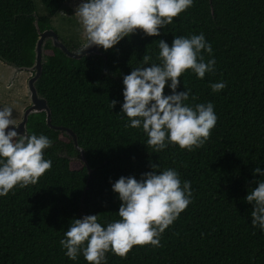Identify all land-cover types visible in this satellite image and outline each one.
<instances>
[{
    "label": "trees",
    "instance_id": "16d2710c",
    "mask_svg": "<svg viewBox=\"0 0 264 264\" xmlns=\"http://www.w3.org/2000/svg\"><path fill=\"white\" fill-rule=\"evenodd\" d=\"M65 1L40 0L39 14L33 0H0V61L30 67L38 31L55 30L51 17ZM159 31L150 37L137 30L112 49L98 47L99 53L80 59L43 41L35 89L47 103L50 124L75 134L86 164L72 138L45 123L44 112L28 115L26 135L52 141L44 150L52 167L35 185L0 197V264H87L82 254L69 259L60 246L71 221L98 215L106 227L118 220L121 202L112 185L122 176L139 180L153 164L190 181L192 202L162 233L160 247L134 246L126 258L108 252L105 264H264V233L252 226V205L245 202L255 182L264 181L253 174L257 167L264 172V0H193ZM201 33L212 47L211 55L202 54L205 62L215 60V71L203 79L185 71L176 91L190 89L185 103L191 106L211 103L216 125L201 148L169 144L154 152L142 127H125L123 77L145 54L159 63L158 41L171 46L174 37ZM218 82L226 87L213 93L210 85Z\"/></svg>",
    "mask_w": 264,
    "mask_h": 264
},
{
    "label": "clouds",
    "instance_id": "9594fccd",
    "mask_svg": "<svg viewBox=\"0 0 264 264\" xmlns=\"http://www.w3.org/2000/svg\"><path fill=\"white\" fill-rule=\"evenodd\" d=\"M192 6L193 0H83L74 14L85 40L79 54L93 46L112 49L137 30L146 36H159L160 29ZM158 47V64L145 54L140 66L123 77L121 113L129 121L125 127H142L147 146L154 152L163 151L169 144L187 151L201 148L217 122L214 107L211 103L191 106L185 103L191 90L178 93L176 89L187 70L198 79L215 71V60L205 62L202 54L211 55L212 47L203 33L174 37L171 46L160 40ZM166 84L171 90L167 96L163 94ZM210 87L217 93L226 84L218 82ZM109 103L113 108L117 101ZM51 146L47 136L20 134L13 109H0V197L17 186L22 189L35 185L52 167V161L44 158V150ZM151 168L139 180L122 176L112 185L121 202L118 220L106 227L98 223V215L71 221L59 241L69 259L75 261L82 254L87 264H105L108 252L126 258L134 246H161L162 233L192 202L191 182L182 183L174 169L158 172V164ZM253 174L264 176L259 167ZM255 183L257 186L249 191L245 202L252 205V226L264 233V181Z\"/></svg>",
    "mask_w": 264,
    "mask_h": 264
},
{
    "label": "rangeland",
    "instance_id": "374dc122",
    "mask_svg": "<svg viewBox=\"0 0 264 264\" xmlns=\"http://www.w3.org/2000/svg\"><path fill=\"white\" fill-rule=\"evenodd\" d=\"M39 14L43 13L40 0H33ZM83 0H67L61 3L58 11L51 17V24L61 41L80 47L85 43L81 35L78 19L74 16L76 7ZM43 54V50H42ZM32 75L30 70L14 68L0 61V109L11 107L16 123L21 119L23 108L28 105L26 81Z\"/></svg>",
    "mask_w": 264,
    "mask_h": 264
},
{
    "label": "water",
    "instance_id": "95a60500",
    "mask_svg": "<svg viewBox=\"0 0 264 264\" xmlns=\"http://www.w3.org/2000/svg\"><path fill=\"white\" fill-rule=\"evenodd\" d=\"M34 23L36 26V20L34 21ZM46 39H49L52 46L58 48L60 51H62L65 54V56H67L69 58L80 59L81 57L86 56V55L91 54V53H93V54L99 53L98 47L93 46V47H90V48L82 51L79 54V52L82 50L83 45L85 43L83 45H81L78 49L69 50L65 46V44L59 39L57 33L53 29H45L41 32L38 31V38L36 40L35 47H34V62L30 67L25 68V70H30L32 72V75L26 81V91H27L30 103L24 109L22 116H21V119L16 123V126L18 127V132L20 134L24 133L26 135L25 126H26L28 115H30L32 113H37V112H44L45 123L49 127L53 128V129L62 130L68 136H70L72 138V141H73L75 148L78 151L79 159L84 164H86L83 150L77 145L75 134L68 128H65L62 126H53L52 124H50V110L47 106L46 101L43 98L38 96L37 91H36L35 86H34V83L37 80V78L39 77L40 72H41L42 50H43L42 44H43V41ZM13 68H14V72L20 70L17 67H13ZM89 172H90V170H88V173Z\"/></svg>",
    "mask_w": 264,
    "mask_h": 264
},
{
    "label": "flooded vegetation",
    "instance_id": "af4514ba",
    "mask_svg": "<svg viewBox=\"0 0 264 264\" xmlns=\"http://www.w3.org/2000/svg\"><path fill=\"white\" fill-rule=\"evenodd\" d=\"M29 105V104H28ZM28 105H26L24 108H23V110L28 106ZM23 112V111H22ZM22 116V115H21Z\"/></svg>",
    "mask_w": 264,
    "mask_h": 264
}]
</instances>
